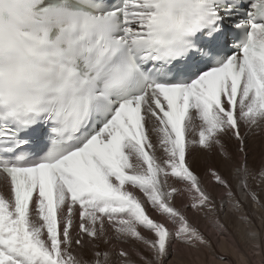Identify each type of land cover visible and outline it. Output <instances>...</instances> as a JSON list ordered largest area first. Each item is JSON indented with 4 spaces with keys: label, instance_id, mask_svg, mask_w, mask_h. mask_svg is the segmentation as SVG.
<instances>
[{
    "label": "snow or ice",
    "instance_id": "obj_1",
    "mask_svg": "<svg viewBox=\"0 0 264 264\" xmlns=\"http://www.w3.org/2000/svg\"><path fill=\"white\" fill-rule=\"evenodd\" d=\"M242 128L264 131V0H0V264L209 246L189 212L244 211L219 166L264 208Z\"/></svg>",
    "mask_w": 264,
    "mask_h": 264
},
{
    "label": "bare ground",
    "instance_id": "obj_2",
    "mask_svg": "<svg viewBox=\"0 0 264 264\" xmlns=\"http://www.w3.org/2000/svg\"><path fill=\"white\" fill-rule=\"evenodd\" d=\"M241 132L246 137V148L249 151L247 154L248 164L250 168L259 170L264 165V131L258 130L249 133L242 128ZM228 146L229 149L233 147L230 151L233 153L237 152L238 144L235 140H232ZM238 158H242L241 155L238 154ZM221 171L222 174L224 172L225 176L232 181L236 197L242 202L243 213H233L229 208L227 211L220 213V223L224 226L223 230H218L210 225L205 227L206 231L201 226L204 223L201 220L202 217H197L189 212V216L198 224L205 237L209 240V246L192 249L173 241L172 246L169 248V254L163 259V264H254V257L247 254L243 248V243L245 242H249L251 245H258V248L252 247L254 254H257L255 259L259 260V264H264V208L248 199L246 194L237 186L238 181L232 178L228 169L221 166ZM249 185L251 190L259 195L261 203H264V179L256 175L254 178H250ZM209 187L213 193L215 189H218V195H215L216 192L214 195L219 203L220 197L225 190L220 187H213L211 182ZM176 203L177 205L180 204V198H177ZM153 215L155 216L156 214L153 213ZM156 218L163 219L158 216ZM252 232L257 234L255 239L250 238ZM107 247L114 252H118L121 248L133 250V256H136L137 252L143 248L142 245H126L117 241ZM181 247L185 250L188 249V251L194 250L193 252L196 253L198 261L196 263L190 262L185 251L183 252L180 249ZM137 259H139L138 256Z\"/></svg>",
    "mask_w": 264,
    "mask_h": 264
},
{
    "label": "rangeland",
    "instance_id": "obj_3",
    "mask_svg": "<svg viewBox=\"0 0 264 264\" xmlns=\"http://www.w3.org/2000/svg\"><path fill=\"white\" fill-rule=\"evenodd\" d=\"M231 150L233 149V147H231L230 148ZM246 152H247V154H248V148H246ZM238 159H241V158H238ZM219 166V165H218ZM220 167V170H221V166H219ZM222 172V171H221ZM202 173V174H201ZM200 174L201 175H203V169H200ZM223 174L224 175H226L224 172H223ZM209 183H210V181H209ZM218 191V189H215L214 190V194H215V192H216V196L218 195L217 192ZM204 223H202L201 224V226H202V228L203 229H205V227H209L211 224H210V222H208V221H206V220H204L203 219V217H202V219H201ZM205 223H206V225H205ZM206 231H207V229H205ZM210 231V230H209ZM218 245V244H217ZM252 247H254V248H258V245H251L249 242H245V243H243V248H244V250H245V252L247 253V254H250L251 256H253L254 258H253V263L254 264H259V260L258 259H255V255H257V254H254L255 252L253 251V248ZM183 252L185 251V253H186V255L188 256V258H189V260H190V262H192V263H196L197 261H198V258H197V256H196V253L195 252H193L194 250H189L188 251V249L187 250H185V249H183L182 247L180 248ZM132 252H134L133 250H132ZM188 252V253H187ZM263 255H264V253H263ZM208 264H210V263H208Z\"/></svg>",
    "mask_w": 264,
    "mask_h": 264
}]
</instances>
